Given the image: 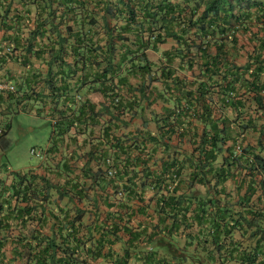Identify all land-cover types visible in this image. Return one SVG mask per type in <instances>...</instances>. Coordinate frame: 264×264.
<instances>
[{
	"label": "trees",
	"instance_id": "obj_1",
	"mask_svg": "<svg viewBox=\"0 0 264 264\" xmlns=\"http://www.w3.org/2000/svg\"><path fill=\"white\" fill-rule=\"evenodd\" d=\"M32 59L46 70L23 95L47 89L51 111L22 112L101 135L79 175L0 163V264H264V0H0V65ZM84 86L109 104L76 102Z\"/></svg>",
	"mask_w": 264,
	"mask_h": 264
},
{
	"label": "crops",
	"instance_id": "obj_2",
	"mask_svg": "<svg viewBox=\"0 0 264 264\" xmlns=\"http://www.w3.org/2000/svg\"><path fill=\"white\" fill-rule=\"evenodd\" d=\"M168 48H169L168 45H163L160 47L159 50L164 51ZM159 53L150 52L151 59L155 61L157 57L159 56ZM240 64H244V60L241 59ZM45 70L46 68L42 66V64L39 63L38 61L35 62V59L30 60L29 64H27L26 66L18 62L16 63L14 61L6 62L4 65H0V79L4 82L14 85L15 87L14 93H8V92L0 93V130H1L0 134L4 132L6 127H8L9 129L8 131H6V137H5L7 140H8V132L10 130L9 121L6 117L7 114L10 115V113L13 114L14 112L15 113L17 112V113H27V114L35 115L33 112H22V108L24 109L32 108V104L34 105V107L39 108L40 103L47 105L44 108V112L47 109H50L51 111V108H49V105H50L49 103H52V102H49L48 100V96H47L48 90L47 89L43 91L44 99H40L39 100L40 103H33L34 101L33 97H31L30 100H26V95H23V92L28 91L30 87H34L33 78L39 77V75H42L45 72ZM37 83L38 85H35V87H37V89L42 91L44 89L43 82H40V80H38ZM87 87L88 86H84L80 90L79 93L81 95L78 94L77 95L78 97L77 98L75 97L76 102L79 100H81V102L85 101L96 108H99L100 104L102 103L109 104V100H103L102 97L98 93L89 92L87 90ZM76 94L74 93V95ZM8 97L9 98L11 97V99H8ZM19 100H22V101L19 102ZM156 110L159 111V106L156 107ZM160 111L158 113H160ZM35 116H38V115H35ZM43 117L46 118L47 122L49 123L51 127V136L47 144L43 148H39V149H46L44 159H39V158H35L32 156L37 161L35 165L26 167L21 170H13L11 168H8L6 173L8 172L14 173V172H19V171L25 172L27 170H30V171H34L38 175H44L45 174L44 168L46 166L52 167V166H56L57 164L60 165L62 164V162H70L72 168L74 169L75 174L79 175L80 170L85 163L84 155L86 152L89 151V148H90V144H87V139H89L91 135L92 136L94 135V137H98L99 135H101V130H99V128L94 127L93 124H91L90 121H87V120H85V122L82 125H79L76 123L72 126H69V128L65 130L64 124L62 123V121L58 124V126L57 124L53 126L51 122L49 121L50 116L43 115ZM150 118H151V115L149 113L144 114V117H143L144 120L146 119L149 121ZM106 119H108V116L102 117L99 120V124H103L104 120ZM141 123H142V120L140 118H135L132 120L133 128H141ZM148 129L150 130L151 133H155L156 131L155 125L151 122H148ZM122 132L123 131H121L120 133ZM60 133L61 134L64 133V135H58ZM254 139L255 138L253 137L252 140ZM93 140H94L93 143L97 142V139H93ZM174 143H176V141H174ZM9 148H10V141H9L8 148L3 149V147L0 146V158L8 151ZM109 152L113 153L114 151L109 150ZM72 154H73V158L70 159V157H72ZM159 161H160V157L159 155L158 156L156 155L154 157L155 164L156 165L159 164ZM0 163L3 164L2 168L5 169L2 159H0ZM91 166L93 168H96L94 163H91ZM6 173L1 172L0 178L2 179L7 178V182L8 181L10 182L11 178L7 177ZM50 175L52 178L55 177L53 173H51ZM55 175L57 177L53 181H56L62 184L64 182V179H58L59 178L58 174H55ZM247 184H248V180L245 179L244 177L239 178L235 181L228 180L225 183V186H224L226 189L225 193L228 194L229 197H231V202H235L239 197L244 195L245 186H247ZM241 185H244V186H242L241 188ZM239 188H241V191ZM198 190L201 191L203 194L205 192L204 188H199ZM236 193H237V196H236ZM52 197L53 199H56L57 195L53 194ZM229 197L227 198L228 200H229ZM254 199L255 197L253 198V200ZM65 205H66V199L60 202V206H65ZM81 209H84L83 205H81ZM86 211H90V208H86ZM98 212L101 216H104L105 214H107V208L100 206ZM154 216L156 215H154L152 211H149L150 221L152 222L156 221ZM149 220L146 217L139 215L133 221V226L136 228L139 225L138 222L144 223L146 221L149 224H151ZM31 228L34 229V226H31L30 229ZM235 237L238 238V235L236 234ZM122 238L125 240L126 239L125 235H122ZM113 249L114 251H120L121 245L114 244ZM140 262H141V259L139 255L136 253L133 256V258L130 260L129 264H140ZM207 264H218V262H212V263H207ZM225 264H239V263L235 260H230V261H226Z\"/></svg>",
	"mask_w": 264,
	"mask_h": 264
},
{
	"label": "rangeland",
	"instance_id": "obj_3",
	"mask_svg": "<svg viewBox=\"0 0 264 264\" xmlns=\"http://www.w3.org/2000/svg\"><path fill=\"white\" fill-rule=\"evenodd\" d=\"M10 130L8 140L10 148L0 158L5 169L21 170L36 164L29 151L43 148L50 136L51 127L43 116H35L27 113H10L6 115Z\"/></svg>",
	"mask_w": 264,
	"mask_h": 264
},
{
	"label": "built area",
	"instance_id": "obj_4",
	"mask_svg": "<svg viewBox=\"0 0 264 264\" xmlns=\"http://www.w3.org/2000/svg\"><path fill=\"white\" fill-rule=\"evenodd\" d=\"M3 92H8V93H14L15 92V87L14 85L4 82L0 79V93ZM49 121L51 122V124L54 126L56 125V120L54 119V117H49ZM1 132V130H0ZM30 155L35 157V158H39V159H44L45 153H46V149H31L29 151ZM113 171H110L109 175L113 174Z\"/></svg>",
	"mask_w": 264,
	"mask_h": 264
}]
</instances>
